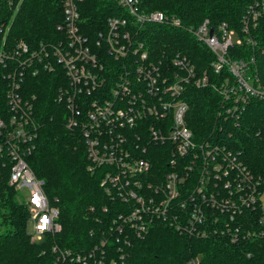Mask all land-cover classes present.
Segmentation results:
<instances>
[{
    "label": "built area",
    "instance_id": "obj_1",
    "mask_svg": "<svg viewBox=\"0 0 264 264\" xmlns=\"http://www.w3.org/2000/svg\"><path fill=\"white\" fill-rule=\"evenodd\" d=\"M114 1L125 15L110 16L106 29L93 35L82 31L80 4L84 0H63L64 23L58 28L66 37L58 42H41L32 48L19 41L12 48L6 37L8 27L6 32L4 25L0 28V34L4 33L0 36V66L8 71L10 110L8 118L0 114V162L11 166L10 184L19 191H29L25 202L31 213V241H42L62 228L59 208L50 203L43 180L26 161L34 147L38 123L34 102L22 96V85L28 72L37 75L41 67L61 69L59 76L67 84L60 86L57 99L66 105L67 126L78 129L85 140L89 169L104 168L101 185L108 193L117 189L124 201L133 202L130 214L119 216L122 223L115 227L118 234L130 231L142 236L154 220L164 219L180 231L206 236V230L198 225L204 222L205 208H209L220 213L214 217L223 229H215V233L233 241L240 233L244 238L264 235V230L244 229V217L260 202L258 221L264 226V178L252 174L237 154L215 143L212 135L198 136L187 124L190 107L185 100L186 88L190 84L199 88L209 85L208 74L198 76L190 59L180 52L171 56L172 63L152 57L146 41L139 39L150 23L191 32L214 54V71L221 73L228 67L234 75L236 82L229 85L227 80L222 88L224 98L231 103L219 114L237 120L252 97L264 99V85L252 84L247 63L229 58L228 51L233 46L256 44L250 29H256L264 16V0L249 4L243 35L226 22L215 28L205 19L196 27H184L175 15L143 11L140 0ZM157 145H166L164 152L170 157L166 171L154 178L150 155ZM149 173L156 181L145 182L150 192L144 193L140 175L150 177ZM182 212L186 225H182ZM124 238L128 242V237ZM106 243L103 240L102 246ZM54 251V264L105 262L104 250L99 247L73 253L54 246ZM111 264L127 263L114 260Z\"/></svg>",
    "mask_w": 264,
    "mask_h": 264
},
{
    "label": "trees",
    "instance_id": "obj_2",
    "mask_svg": "<svg viewBox=\"0 0 264 264\" xmlns=\"http://www.w3.org/2000/svg\"><path fill=\"white\" fill-rule=\"evenodd\" d=\"M251 2L140 0L143 11L160 10L175 15L184 27H196L209 19L215 28L226 22L241 35ZM80 11L82 31L88 35L105 30L110 16L125 15L114 0H84ZM63 23V0H0V28L8 27L6 37L12 48L19 41H25L32 48L41 42H58L66 37L58 28ZM250 32L256 44L230 47L228 57L245 61L251 83L264 85V16ZM3 35L2 31L0 36ZM139 39L146 41L152 57L172 63V55L180 52L190 59L198 76L208 74L209 85L199 88L190 84L186 88L185 100L190 107L188 126L203 138L212 135L215 143L237 154L252 174L264 178V99L252 97L237 120L221 115L222 107L231 103L224 98L222 88L227 80L233 85L236 79L228 67L221 73L214 71L215 56L208 47L187 29L167 24H147ZM7 72L6 67L0 66V114L6 118L10 116ZM59 75V67L56 71L41 67L37 75L28 72L22 96L33 100L38 123L34 147L26 161L43 180L50 203L59 208L62 228L58 233L47 234L42 241H31L29 206L9 182L11 166L0 162V264H54V246L73 253H86L99 247L104 250V264L114 260L127 264H188L193 260L197 264H264V235L244 238L240 233L233 241L227 235L215 233V229H223L214 217L220 213L209 208H205L204 222L198 225L206 230V236L180 231L164 219L154 220L142 236L130 231L118 234L115 227L122 223L119 216L129 215L133 202L124 201L117 189L108 193L101 185L104 168L89 169L85 140L78 129L67 126L66 105L57 99L60 86L67 84ZM166 148V145H157L150 155L154 178L166 171L170 157L164 152ZM149 175H140L144 193L149 191L145 182L156 181ZM261 210L260 202L244 217L245 230L257 233L264 230L258 221ZM181 220L182 225L187 224L184 212ZM103 240H107L104 246Z\"/></svg>",
    "mask_w": 264,
    "mask_h": 264
},
{
    "label": "rangeland",
    "instance_id": "obj_3",
    "mask_svg": "<svg viewBox=\"0 0 264 264\" xmlns=\"http://www.w3.org/2000/svg\"><path fill=\"white\" fill-rule=\"evenodd\" d=\"M19 192H20V195L23 197V199L26 201L29 195V191L27 189H21ZM32 229H33V226L29 224V231H31Z\"/></svg>",
    "mask_w": 264,
    "mask_h": 264
},
{
    "label": "water",
    "instance_id": "obj_4",
    "mask_svg": "<svg viewBox=\"0 0 264 264\" xmlns=\"http://www.w3.org/2000/svg\"><path fill=\"white\" fill-rule=\"evenodd\" d=\"M213 29H211V32H212Z\"/></svg>",
    "mask_w": 264,
    "mask_h": 264
}]
</instances>
